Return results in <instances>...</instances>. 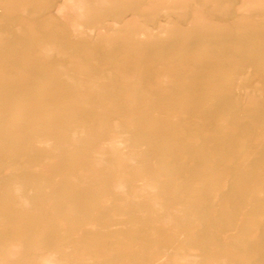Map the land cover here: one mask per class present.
Returning a JSON list of instances; mask_svg holds the SVG:
<instances>
[{
  "label": "rangeland",
  "instance_id": "obj_1",
  "mask_svg": "<svg viewBox=\"0 0 264 264\" xmlns=\"http://www.w3.org/2000/svg\"><path fill=\"white\" fill-rule=\"evenodd\" d=\"M263 98L264 0H0V246H16L21 254L6 260L0 251V262L37 263L40 255L54 253L59 261L67 256L65 264H84L85 251L93 250L83 249L73 238L88 227L81 217L85 211L75 204L85 191L75 188L69 177L85 174L94 162L93 150L104 148L111 136L127 137L131 129L174 141L188 137L196 123L219 133L230 124V114L249 104H264ZM254 117L243 119L264 127V112ZM103 157L114 156L106 147ZM260 159L256 163L263 166L264 157ZM122 162L117 159L111 173L90 168L93 174L101 173L95 175L94 190L103 187L100 195L110 197L115 206L129 195H109V183L120 175L130 189L139 181L134 177L141 175L124 170ZM15 172L26 178V189L46 190L45 199L34 197L38 209L31 212L42 216L31 214L23 221L8 208L9 177ZM235 181L221 209L225 217L235 216L237 211L231 209L239 207L243 178ZM55 194L63 198L57 201ZM153 197L171 207L178 204L170 194ZM191 199L185 202L194 204ZM166 211L150 208L142 217L152 224ZM212 216L208 211L203 223L217 229ZM174 217L173 228L183 221ZM46 218L45 226L36 224ZM113 218L118 217L94 218L91 227L101 224V232L112 239ZM18 221L22 228L14 226ZM4 223H12V229ZM4 229L15 232L6 236ZM130 245L144 251L143 263L150 262L152 243Z\"/></svg>",
  "mask_w": 264,
  "mask_h": 264
},
{
  "label": "bare ground",
  "instance_id": "obj_2",
  "mask_svg": "<svg viewBox=\"0 0 264 264\" xmlns=\"http://www.w3.org/2000/svg\"><path fill=\"white\" fill-rule=\"evenodd\" d=\"M235 99L238 100L236 97ZM245 104L247 103L245 102ZM254 104H249L246 107L240 106L241 108L237 113L230 114V124L225 123L226 126L223 123L226 127L220 128L219 133H217V130L212 131L196 123L197 125H189L191 126L190 129L186 128L189 129L188 137L174 138V141H172V138L156 135V133H138V131L129 129L127 137L111 136L109 142L104 144V148L94 149L92 156L94 162L87 167L86 173L82 174V176L78 174L69 177L75 188L81 187L85 191L81 197L79 196L80 199L75 204L77 208L85 211L81 217L87 220L86 225L88 227L85 226L86 228L81 233L78 232L76 236L74 235L75 233L73 234L75 236L73 241L78 242L79 245L81 244L80 246L83 249L93 250L92 252L85 251L84 264H127L133 260H138L140 264H145L143 263L145 259L144 251L138 249L137 246L136 248L130 245V243L142 244L144 242H150L153 245L149 250L151 258L148 264H264V165L256 163L261 160L260 157H264V127L258 128L257 125L251 126L247 124V121L253 120L255 114L260 115L264 112V104H256L255 106ZM198 105L201 104L199 103ZM235 106L239 108V104H235ZM204 110L206 109L204 108ZM228 113L229 111L225 115H228ZM243 117H246L247 121ZM217 123L211 122L215 126ZM184 127L182 125V129ZM106 147L109 149L110 155L115 158L103 157ZM117 159L123 160L125 163L124 170L125 168L131 170L132 175L134 173L141 174L139 175L140 179L133 176L135 180L139 181L137 184H133L130 189L125 188L124 181H122L125 179L120 175H118L117 180L109 183L107 191L109 195H121L124 193V196L125 194L129 195V197L127 196L128 198H131L130 193L135 195L136 198L133 197L129 200L127 197L126 199L123 197L121 200L127 201H124V204L119 202V206L120 203L122 204L121 207L113 205L107 195L102 198L103 195H100V190L103 191V187L96 189L97 191L93 188L96 185L95 175L99 176L101 174L100 170L111 173L117 166ZM17 166L25 167L23 165ZM92 166H98L100 170L93 174L90 171ZM15 173H10L8 190L10 197L6 198V202L9 203L8 208L17 212L14 214L24 221L30 217L31 212L38 209L34 197L40 194L45 199L43 195L46 190L42 191L38 186L26 189V178H24V175ZM0 174L2 175V173ZM114 176L117 175L114 174ZM237 177L243 178L241 191H237V193H241V198L238 201L239 207L230 208L232 211L236 210L237 214L233 217H225L221 214V209L228 204L229 197L233 193L232 185L237 181H235ZM247 178H250V181H246ZM0 181H2V178H0ZM217 183H222L224 187L214 188L213 185ZM198 185L206 186V188L202 190L197 187ZM153 193H165L175 196L178 199V204L171 207L169 204L166 205L164 200H162L164 203H160L161 199L158 202L153 197ZM60 194L58 192V195ZM58 197L60 196L56 197L57 201L63 198L59 200ZM189 198H193L195 203H186ZM150 202L153 203L152 206L149 205ZM150 208L167 211L158 215L159 219L154 220L152 224H147L149 220L143 219L142 216L146 213L145 210ZM208 211L213 212L210 221L215 224L214 226L217 229L209 228L210 226L207 227L203 223ZM34 215L39 217L43 213L40 212ZM175 215H178L183 221H181L182 224L174 225L173 228L170 224L173 218L175 219ZM112 217H118L116 219L113 218L115 222H109V227L116 226L114 230L111 229L112 239L107 237L108 235L105 234V231L102 230L103 232H101L99 229L101 224L95 223L97 227H91L93 224L92 219L94 218L98 220L99 218L106 219L107 221L112 219ZM48 222L49 218H46L36 224L42 227ZM14 224V226L18 225L20 228L23 226L20 221L14 222ZM11 226L12 223H4L3 225V227ZM2 231L6 236L15 232L5 231V229ZM67 234L68 237H73L69 236V233ZM67 236L65 235L64 237L67 238ZM47 241L45 240V243ZM63 241L61 240V243ZM67 241L69 242V240ZM96 242L103 243L105 246H92ZM3 246H0V251L1 257L4 259L12 260L21 255L18 254L19 250L16 246L9 244ZM155 250H160L161 252L155 253ZM116 254L126 255L116 259ZM74 255L77 258L80 257L79 253ZM66 257L65 255L63 256L64 261ZM94 257L99 259L98 263L92 262ZM100 258L107 260V262L100 260ZM63 259H60L61 261L56 260L54 253H48L40 255L37 263H29L22 260V264H65ZM0 264L14 263L2 261Z\"/></svg>",
  "mask_w": 264,
  "mask_h": 264
}]
</instances>
